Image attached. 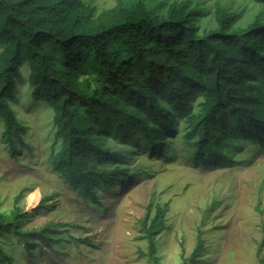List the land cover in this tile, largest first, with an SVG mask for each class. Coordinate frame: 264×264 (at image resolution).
Instances as JSON below:
<instances>
[{
	"label": "trees",
	"instance_id": "trees-1",
	"mask_svg": "<svg viewBox=\"0 0 264 264\" xmlns=\"http://www.w3.org/2000/svg\"><path fill=\"white\" fill-rule=\"evenodd\" d=\"M150 2L117 0L98 12L84 0H0L2 139L12 153L23 143L26 126L9 102L27 64L32 99L53 110L54 168L84 201L100 206L104 191L114 193L131 175L135 153L125 144L168 159L170 139L183 128L193 156L212 167L232 166L245 149L264 150V21L234 27L243 8L232 12L216 3V26H200L207 10L199 2ZM55 195H43L30 213L16 205L0 211V236L18 237L27 253L58 252L59 227L68 223L22 228L34 213L52 210ZM151 209L141 226L146 256L158 264L156 237L168 228L167 206ZM70 239L93 244L89 237ZM202 247L198 231L191 260ZM11 253L0 241L1 264H13Z\"/></svg>",
	"mask_w": 264,
	"mask_h": 264
},
{
	"label": "rangeland",
	"instance_id": "rangeland-1",
	"mask_svg": "<svg viewBox=\"0 0 264 264\" xmlns=\"http://www.w3.org/2000/svg\"><path fill=\"white\" fill-rule=\"evenodd\" d=\"M84 1L95 5L98 12L117 4V0ZM193 2L207 10L199 19L200 26H216V3L232 12L243 8L234 27H244L254 19L264 21V3L255 0ZM28 73L24 64L14 99L9 102L17 121L26 126L23 145L16 142L14 153L2 139L0 118V211L8 214L16 205L30 213L43 195L55 193L49 201L53 209L34 213L22 228H37L49 220L68 225L59 227L63 240L56 253H27L18 237L0 236L2 245L13 252V264H152L146 256L147 240L141 226L149 204L151 213L156 204L167 206L168 228L156 237L158 264H259L264 253V242L258 251L264 239V150L245 149L235 156L232 166L212 167L193 156L194 148L181 136L183 128L178 127L166 151L168 159L123 145L129 148L128 154L135 153L129 154L131 175L114 193L104 191L102 206L86 202L53 166L51 159L59 147L53 110L47 102L32 99ZM198 231L203 247L191 260ZM71 236L89 237L93 244L74 243Z\"/></svg>",
	"mask_w": 264,
	"mask_h": 264
}]
</instances>
